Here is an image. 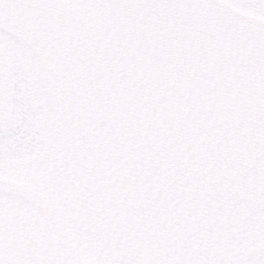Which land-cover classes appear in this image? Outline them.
Returning a JSON list of instances; mask_svg holds the SVG:
<instances>
[{"label": "snow or ice", "instance_id": "1", "mask_svg": "<svg viewBox=\"0 0 264 264\" xmlns=\"http://www.w3.org/2000/svg\"><path fill=\"white\" fill-rule=\"evenodd\" d=\"M0 264H264V0H0Z\"/></svg>", "mask_w": 264, "mask_h": 264}]
</instances>
